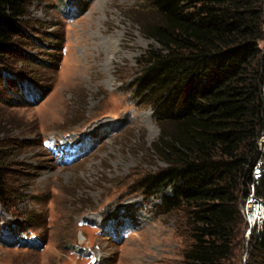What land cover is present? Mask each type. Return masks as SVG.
<instances>
[{
  "label": "rangeland",
  "instance_id": "1",
  "mask_svg": "<svg viewBox=\"0 0 264 264\" xmlns=\"http://www.w3.org/2000/svg\"><path fill=\"white\" fill-rule=\"evenodd\" d=\"M27 5L24 38L0 60L8 162L0 264H181L184 214H163L164 192L148 196L141 187L165 167L152 151L160 137L154 111L132 89L142 56L160 49L142 31L155 19L150 0ZM243 238L234 264H244Z\"/></svg>",
  "mask_w": 264,
  "mask_h": 264
},
{
  "label": "trees",
  "instance_id": "2",
  "mask_svg": "<svg viewBox=\"0 0 264 264\" xmlns=\"http://www.w3.org/2000/svg\"><path fill=\"white\" fill-rule=\"evenodd\" d=\"M150 8L155 19L142 31L160 49L142 56L132 89L154 111L160 137L152 151L165 167L141 187L148 196L164 192L163 214H184L181 264H234L264 135V0H150ZM28 10L27 0H0V60L24 38L19 20ZM7 165L0 147L2 205ZM256 193L264 201V177ZM255 248L249 264L264 257V235Z\"/></svg>",
  "mask_w": 264,
  "mask_h": 264
},
{
  "label": "built area",
  "instance_id": "3",
  "mask_svg": "<svg viewBox=\"0 0 264 264\" xmlns=\"http://www.w3.org/2000/svg\"><path fill=\"white\" fill-rule=\"evenodd\" d=\"M259 150L261 155L253 165L251 182L248 183L249 192L241 202V213L245 222L243 238L245 251L242 255L244 264L250 262L256 245L262 241L264 235V201L259 199L256 193L264 177V135L260 139Z\"/></svg>",
  "mask_w": 264,
  "mask_h": 264
}]
</instances>
